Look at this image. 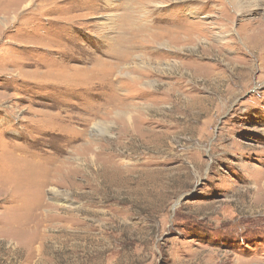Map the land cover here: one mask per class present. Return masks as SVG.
<instances>
[{
    "label": "rangeland",
    "instance_id": "rangeland-1",
    "mask_svg": "<svg viewBox=\"0 0 264 264\" xmlns=\"http://www.w3.org/2000/svg\"><path fill=\"white\" fill-rule=\"evenodd\" d=\"M0 226V264H264V0H0Z\"/></svg>",
    "mask_w": 264,
    "mask_h": 264
},
{
    "label": "bare ground",
    "instance_id": "bare-ground-1",
    "mask_svg": "<svg viewBox=\"0 0 264 264\" xmlns=\"http://www.w3.org/2000/svg\"><path fill=\"white\" fill-rule=\"evenodd\" d=\"M5 152H6V151H5ZM6 156H7V155H6ZM12 158H13V157H12ZM5 160H6V159H5ZM7 160H8V159H7ZM10 161H11V159H10ZM7 162H8V161H7ZM11 163L13 164L12 161H11ZM7 164H8V163H7ZM11 166H12V165H11ZM11 166H10L9 168L12 170ZM15 166H16V165H15ZM13 167H14V165H13ZM14 168H15V167H14ZM10 169H9V170H10ZM18 169H20V168L18 167ZM9 170H8V171H9ZM13 170H14V169H13ZM15 170H17V167L15 168ZM20 171H21V170H20ZM17 172H18V170H17ZM17 172H15V173H17ZM8 173H10V171H9ZM10 174H12V173H10ZM12 175H14V173H13ZM18 175H19V174H18ZM4 176H5V175H4ZM7 176L9 177L10 175L7 174V175L5 176V178H6ZM25 176H26V175H25ZM14 179H15V178H14ZM16 179H17V178H16ZM2 180H3V179H2ZM10 181H11V179H10ZM17 181H18V180H17ZM43 181H44V180H43ZM4 182H5V181H4ZM14 182H15V181H14ZM7 183H9V182H7ZM7 183H6V184H7ZM15 183H16V182H15ZM12 184H13V182H12ZM1 187H2V186H1ZM6 188H7V187H6ZM6 188H5V189H6ZM10 188H11V187H10ZM12 188H13V187H12ZM12 188H11V189H12ZM13 190H15V189H13ZM21 190H23V189H21ZM7 196H8V195L5 196V198H4V202H6V203H11V199H9ZM5 209H6V208H5ZM14 210H15V209H14ZM1 224H2V223H1ZM6 225H7V224H6ZM0 227H2V226H0ZM0 231H1V230H0Z\"/></svg>",
    "mask_w": 264,
    "mask_h": 264
}]
</instances>
